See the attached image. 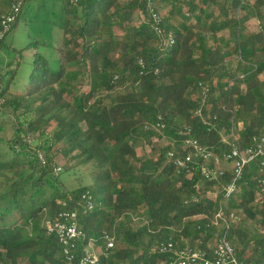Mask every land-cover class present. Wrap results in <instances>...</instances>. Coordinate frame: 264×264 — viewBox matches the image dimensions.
Returning <instances> with one entry per match:
<instances>
[{"label": "trees", "instance_id": "obj_1", "mask_svg": "<svg viewBox=\"0 0 264 264\" xmlns=\"http://www.w3.org/2000/svg\"><path fill=\"white\" fill-rule=\"evenodd\" d=\"M65 1L56 26L59 46L35 42L18 51L5 39L33 0H0V10L7 9L0 17L21 3L0 41V116L12 109L15 118L13 138L0 137V146L13 154L10 161L0 159V264H78L68 262L57 237L47 232L64 210L78 214L85 234L78 258L89 245L105 252V233L114 238V249L99 264H177L174 252L159 251L161 243L212 254L224 235L238 258L264 264V234L257 233L264 230L260 162L245 169L239 192L228 200L231 165L208 181L200 165L178 169L168 157L171 151L184 157L190 152L184 142L193 138L223 159L230 143L244 150L264 133V0H183L186 11L182 0H158L164 39L151 27L146 0ZM163 7L170 8L166 16ZM137 13L145 16L138 25ZM252 18L260 31L244 37L242 28ZM224 30L226 41L212 44ZM170 35L173 46L165 40ZM41 47H53L55 64ZM28 50V84L12 94L19 72H7L12 62L6 57L13 51L14 60L22 59ZM233 53L245 64L242 76L229 70ZM160 121L164 129L158 132ZM153 138L158 142L150 143L151 153L139 156L142 143ZM57 153L91 164L96 185L68 190ZM87 192L95 201L91 213L82 202ZM220 208L227 214L237 208L243 216L229 230L222 222L215 226ZM134 218L144 225L133 227Z\"/></svg>", "mask_w": 264, "mask_h": 264}, {"label": "built area", "instance_id": "obj_2", "mask_svg": "<svg viewBox=\"0 0 264 264\" xmlns=\"http://www.w3.org/2000/svg\"><path fill=\"white\" fill-rule=\"evenodd\" d=\"M146 1L148 5L146 12L152 21L151 27L160 38L164 39L165 31L163 28V17L157 8L158 0ZM20 8L21 3H18L12 7L10 12L0 17V41L3 40L6 34L11 30ZM165 40L170 46L175 44L172 35ZM207 91L208 89H206L205 92ZM155 128L156 131L161 132V130L164 129V125L160 121ZM233 140H236L235 135H233ZM184 144L186 147L190 148V152L184 157H178V154L174 151L168 154L170 161H172L178 169L190 170L192 168L191 165H200L202 176L206 180L211 181L218 179L224 174L225 165H231L234 179L231 184L224 188V194L228 200L234 198L239 192L238 182L243 178L245 169L250 164L259 161L260 172L262 176H264V133L255 137L252 145L244 150L238 149L233 142L230 143L232 148L223 156V159L218 157L213 151L202 147L200 143L193 138L187 139ZM39 158L45 162V158L41 153L39 154ZM209 163H211V165ZM61 170V167L57 169L58 172ZM262 182L264 184V178ZM82 202L86 213H91L94 210L95 201L89 192L82 196ZM77 219L78 214L76 212L64 210L59 213L58 221L48 227L47 232L49 235L57 237L62 247L63 254L68 262L99 264L101 256L104 255L108 257V252L114 249L115 240L109 234L105 233L104 239L107 242L105 252H97L92 245H89L85 248L83 255L78 258L76 255L78 243L85 237V234L80 229ZM238 221L239 218L234 210H231L229 214H227L223 208H220L214 216V225L217 226L222 222L226 225L227 230L231 228L233 223ZM159 251L162 253L174 252L179 258L177 264H251L238 258L234 247L226 235L219 239L212 254L192 248L176 250L172 243H161L159 245Z\"/></svg>", "mask_w": 264, "mask_h": 264}, {"label": "rangeland", "instance_id": "obj_3", "mask_svg": "<svg viewBox=\"0 0 264 264\" xmlns=\"http://www.w3.org/2000/svg\"><path fill=\"white\" fill-rule=\"evenodd\" d=\"M186 1V0H184ZM183 3V4H182ZM182 8L183 11L187 10V7L185 6L183 0H182ZM66 7V1L65 0H33V3L31 5H26L23 8V14L21 18V22L17 28V30L13 31L6 39V44L11 49H16L18 51H21L25 49L28 45H31L32 43L37 42H46L48 45L53 47H58V32L56 31L57 24L60 23L59 19L61 18L62 12L60 11L61 8ZM7 10L5 7H2L0 10V15L2 12ZM170 8L163 7L162 13L166 16L169 13ZM243 15L244 13H240ZM238 13V15H240ZM134 22L138 25V23L144 21V15L141 13H137L135 16ZM58 22V23H57ZM116 30L117 38L119 40L123 39V33H121V29H114ZM260 31V24L259 21L256 18L250 19L247 23L244 24L242 28V35L244 37H247L250 34H255ZM229 36V31L224 30L220 32L216 38V43L213 41L212 44H218L221 45V41H226V38ZM70 39V38H69ZM222 45H225V43H222ZM52 47V48H53ZM52 48H43L41 47V52L48 58L52 60L51 62L55 64V61L57 59L56 51ZM10 50V49H9ZM233 50V46L230 47V51ZM8 52V51H7ZM12 53H9V58L6 57V63L11 64V68L7 70V72L11 70L17 69L19 74H17L15 82L11 86L10 93L12 94H21L26 88V85L28 84V77L29 72L31 70V63L33 59V55L31 51H26L24 54V57L22 59H16L14 60L15 53L11 51ZM4 53V52H2ZM6 53V52H5ZM115 58V56H113ZM244 63L241 62L239 57H237L236 54H231L229 58V70L234 75L242 76L241 72L244 68ZM19 65V67H18ZM74 67L71 68L70 72H74ZM7 77V74H6ZM259 79L261 81H264V74L259 76ZM89 87L85 86L83 88V92L88 91ZM7 116H0V125H3V129H0V137L5 138L7 140H11L14 136V130H13V123L15 121L14 115L12 113V109L6 111ZM25 112L24 109L20 110L18 113L21 115ZM27 124V122H25ZM54 124L48 127V132H52ZM157 143L158 140L156 138L150 139L148 141H145L142 143V145L139 147L138 154L139 156H146L151 153V145L150 143ZM161 145H164L165 143L159 142ZM56 156V164L57 168L61 167L62 172L59 174L60 179L64 186L68 190H77L79 188L83 187H89L92 188L96 182V176L94 175V167L91 164H84L83 158H77L75 160H69L65 158L64 156L60 155V153L55 154ZM13 158L12 151L8 147H2L0 146V159L4 161H10ZM260 195H258V199H260ZM237 216L241 218L242 212L239 209H234ZM136 216V214H133ZM252 224V222H249ZM144 225V223L141 222V220H138L137 218H134L132 226L135 228H138L140 226ZM258 234H264L263 229L257 230ZM25 259L28 256V253H25L23 255Z\"/></svg>", "mask_w": 264, "mask_h": 264}]
</instances>
